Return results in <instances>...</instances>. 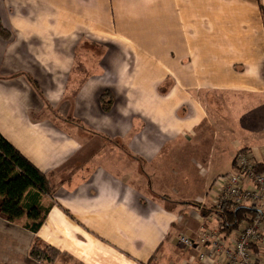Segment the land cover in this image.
<instances>
[{"label":"crops","instance_id":"0c3cea01","mask_svg":"<svg viewBox=\"0 0 264 264\" xmlns=\"http://www.w3.org/2000/svg\"><path fill=\"white\" fill-rule=\"evenodd\" d=\"M0 25V133L53 185L36 232L0 215V264H45L36 239L66 264H216L211 185L264 156V0H0Z\"/></svg>","mask_w":264,"mask_h":264},{"label":"trees","instance_id":"16d2710c","mask_svg":"<svg viewBox=\"0 0 264 264\" xmlns=\"http://www.w3.org/2000/svg\"><path fill=\"white\" fill-rule=\"evenodd\" d=\"M0 32H5L1 25ZM31 81L37 87L36 81L32 78ZM101 101L104 109L110 107L112 97L109 91L101 94ZM52 194L53 185L48 176L0 133V215L9 221L21 220L25 228L36 232L51 204L45 205L42 200ZM207 213H215L218 216L216 230L224 239L235 234L246 221L259 215L257 208L253 206L236 205L231 202H224L219 208L213 204L203 210L204 215ZM40 243L42 241L39 239L33 242L29 250L30 257L38 261L52 262L59 250L48 244L44 248ZM47 250L53 253L52 256L47 254ZM157 252L158 250L147 264H158Z\"/></svg>","mask_w":264,"mask_h":264},{"label":"built area","instance_id":"2783aa9c","mask_svg":"<svg viewBox=\"0 0 264 264\" xmlns=\"http://www.w3.org/2000/svg\"><path fill=\"white\" fill-rule=\"evenodd\" d=\"M213 204L224 202L257 208L259 215L246 221L235 234L224 239L218 231L202 230L197 243H208V252L200 257L216 264H264V156L240 150L233 158L231 171L219 175L211 185ZM180 241L192 246L194 241L180 235Z\"/></svg>","mask_w":264,"mask_h":264},{"label":"rangeland","instance_id":"374dc122","mask_svg":"<svg viewBox=\"0 0 264 264\" xmlns=\"http://www.w3.org/2000/svg\"><path fill=\"white\" fill-rule=\"evenodd\" d=\"M232 170V168H227L226 170H225V172L227 173V172H229V171H231ZM224 172V173H225ZM212 196V195H211ZM210 196V197H211ZM213 197V196H212ZM41 244V246L42 247H46V243H44V242H42V243H40ZM49 245V244H48ZM54 247V246H53ZM56 248V247H55ZM48 249V248H47ZM58 249V248H57ZM59 250V249H58ZM47 252V254L48 255H50V256H52V252L51 251H49V250H47L46 251ZM36 260V259H35ZM66 261H68V258H66V253H64V252H61L60 250H59V252H58V254L57 255H55L54 256V259H53V261L52 262H47L46 260H44V261H40V262H42V263H45V264H66Z\"/></svg>","mask_w":264,"mask_h":264}]
</instances>
